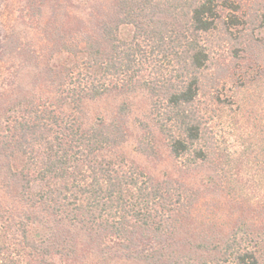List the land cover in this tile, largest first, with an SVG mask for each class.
<instances>
[{
    "label": "trees",
    "instance_id": "16d2710c",
    "mask_svg": "<svg viewBox=\"0 0 264 264\" xmlns=\"http://www.w3.org/2000/svg\"><path fill=\"white\" fill-rule=\"evenodd\" d=\"M21 8L41 44L17 32L0 42V62L33 72L29 87L14 72L0 92V264H264L263 92L237 106L249 121L233 120L235 156L211 123L214 104L228 103L217 49L237 65L233 98L264 83V0ZM137 94L148 111L136 150L157 160L163 147L174 175L160 179L121 151ZM111 96L126 100L108 118L88 116L87 104Z\"/></svg>",
    "mask_w": 264,
    "mask_h": 264
},
{
    "label": "rangeland",
    "instance_id": "374dc122",
    "mask_svg": "<svg viewBox=\"0 0 264 264\" xmlns=\"http://www.w3.org/2000/svg\"><path fill=\"white\" fill-rule=\"evenodd\" d=\"M241 1L245 8H247L259 0ZM25 3L26 0H0V42H4L3 40L12 32H17L16 34H19L17 37L21 42H33L37 46L41 44V33L38 26L36 27L37 23L33 24L34 28H29L25 25L27 23V25L30 26V20L27 19L28 21H26L21 18L20 9L25 6ZM47 8L48 7L46 5L43 6L42 12L45 19H47L50 14V9ZM69 14L72 17L73 13L71 11ZM40 16H42V14ZM66 20L68 21V27H70L72 25V23L69 24V22H71L70 18L68 19L67 17ZM51 22L54 21L52 20ZM22 36L25 37L22 39ZM213 56L214 64L217 62L219 66L228 67L226 69L225 76L223 77V82H221L222 86L219 87L221 100H225L228 103L225 105L214 104L213 108L216 110L214 113L215 119L213 121L211 120V123L217 133L218 140L222 141V143H220V141L217 143L221 145L220 147L223 152L235 156V154H237L239 150H242V148L236 143V136L233 129L234 126L232 125L233 120H237V117H239L242 121H249V119L244 118L243 114H241L239 109H237V106H241L240 104H242V102H247L246 104L248 106L250 105V102L254 103L255 100L250 97V94L255 95L258 92H263L262 94L264 97V83L253 84L248 90H242L238 94V97L233 98L234 94L238 91L235 81L236 76H238V72L236 70L237 65L235 64L234 66V63H231L229 51L225 48L220 47V49H217L214 52ZM64 58L61 57L59 60L61 59L60 61H63ZM261 58L264 64V51L262 52ZM14 72L19 75V79L17 80L18 83L27 87L31 85V78L33 74L32 68H23L19 59H16L14 63L6 61L0 62V92L12 89L15 86L14 77L16 74H14ZM222 72H224V70ZM121 100L126 99L123 97L114 98V96H111L97 102L89 103L87 104V114L92 119L101 116L108 118V114L114 110L115 105L121 102ZM126 101L130 104V113L125 118L131 130L129 140L121 147V151L128 158V160L135 162L146 172L160 179L167 172L174 175V164L168 157L167 152L163 147H160L161 157L157 160H155V158H148L138 153L136 150L137 138L141 134L139 130H137V125L139 120H146L144 115L148 111V101L146 96L144 94H137L129 97ZM223 214H226L225 211H223Z\"/></svg>",
    "mask_w": 264,
    "mask_h": 264
}]
</instances>
